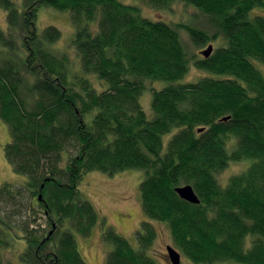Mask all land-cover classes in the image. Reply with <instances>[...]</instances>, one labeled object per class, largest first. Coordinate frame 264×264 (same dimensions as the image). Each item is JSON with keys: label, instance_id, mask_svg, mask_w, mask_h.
Returning <instances> with one entry per match:
<instances>
[{"label": "trees", "instance_id": "obj_1", "mask_svg": "<svg viewBox=\"0 0 264 264\" xmlns=\"http://www.w3.org/2000/svg\"><path fill=\"white\" fill-rule=\"evenodd\" d=\"M138 1L164 10L180 2L195 13L166 22L121 0H0L4 157L25 177L0 185V264L2 250L18 241L21 264H87L75 234L90 236L100 218L79 183L88 172L125 170L143 172L147 221L135 232L136 247L103 228L111 245L105 264H155L149 220L165 223L194 264H264V15L253 12L264 10V0ZM41 8L68 13L80 74L54 48L61 32L38 30ZM182 31L195 47L218 45L196 58ZM191 64L207 74L180 82ZM147 81L165 86H150L146 112ZM245 161L225 186L218 182L229 163ZM185 185L199 203L178 196L175 188Z\"/></svg>", "mask_w": 264, "mask_h": 264}, {"label": "rangeland", "instance_id": "obj_2", "mask_svg": "<svg viewBox=\"0 0 264 264\" xmlns=\"http://www.w3.org/2000/svg\"><path fill=\"white\" fill-rule=\"evenodd\" d=\"M129 4H136L141 9L143 16L152 19H163L166 22H178L180 20H188L195 12L191 7L184 6L180 2L173 3L169 9H154L146 3L138 0H121ZM255 14L264 15V10L255 9ZM253 13V14H254ZM5 12L0 8V29H6ZM53 26L61 32L60 39L54 44L57 52H64L69 55L73 63L72 70L79 73L78 59L76 58L74 49L70 46L73 37L74 28L69 19L68 13L59 12L50 8H41L37 17V28L41 31L44 27ZM184 45L190 53L196 55V58L202 57L200 51L205 50L207 45H218L217 41L207 43L201 47H195L185 32H181ZM207 74L205 71L195 68L192 64L187 74L180 82H195L200 77ZM92 84L97 89H104L95 77H91ZM147 90L143 92L140 98L142 108L147 112L150 101V86L158 89L165 86V82H144ZM9 132L6 124L0 120V185L2 183H10L19 185L24 183L25 177L15 174L4 157V146L9 142ZM166 141V138H165ZM229 142V148H231ZM248 161L229 163L228 166L217 176L218 182L225 186L231 175L240 173L246 169ZM143 178L141 170H125L113 175H108L99 171L88 172L83 175L78 189L92 203L98 215L99 222L93 228L90 236L81 237L75 234L78 251L82 259L87 264H105L106 254L111 250V245L102 240V232L105 226L111 227L118 235L125 238L133 247L137 246L135 232L139 230L140 224L147 221L141 208V200L139 193V184ZM37 223L44 225L43 218ZM102 219L104 222H102ZM153 226L156 236L149 247V255L155 264H171L168 259L166 247L170 246L178 250L172 243L168 226L165 223L149 220ZM103 223V225H102ZM19 236V235H18ZM24 241L14 242L10 249H3L1 252L3 264H21L17 254L24 249ZM179 264H194L180 254ZM216 264H240L232 261L219 262Z\"/></svg>", "mask_w": 264, "mask_h": 264}, {"label": "water", "instance_id": "obj_3", "mask_svg": "<svg viewBox=\"0 0 264 264\" xmlns=\"http://www.w3.org/2000/svg\"><path fill=\"white\" fill-rule=\"evenodd\" d=\"M210 52H211V46H208L205 50H203L201 52V54L204 57H207ZM175 192L178 194V196L181 199H183L189 203H193V204L199 203L197 196L195 195L193 189L189 185L177 187V188H175ZM166 252H167V256H168V259L171 262V264H179V262H180L179 252H177L175 249H173L170 246L166 247Z\"/></svg>", "mask_w": 264, "mask_h": 264}]
</instances>
